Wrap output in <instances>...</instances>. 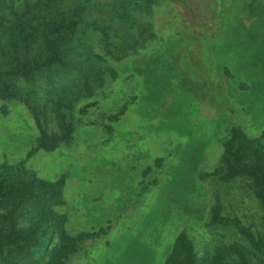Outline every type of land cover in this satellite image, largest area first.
<instances>
[{"label":"rangeland","instance_id":"1","mask_svg":"<svg viewBox=\"0 0 264 264\" xmlns=\"http://www.w3.org/2000/svg\"><path fill=\"white\" fill-rule=\"evenodd\" d=\"M26 1L17 0L20 12ZM148 3L140 16L154 37L135 50L139 40L118 20H108L105 32V19L97 21L90 36V24L82 26V39L109 50L118 70L93 97L70 110L65 91L55 92L61 104L0 96V168L23 164L41 178L63 179L54 209L67 231L102 233L60 264H166L181 233L202 259L240 238L212 222L219 201L223 215L247 225L264 216L245 183L212 175L233 127L251 138L264 131V0ZM72 118L71 140L32 152L42 128L60 134Z\"/></svg>","mask_w":264,"mask_h":264},{"label":"trees","instance_id":"2","mask_svg":"<svg viewBox=\"0 0 264 264\" xmlns=\"http://www.w3.org/2000/svg\"><path fill=\"white\" fill-rule=\"evenodd\" d=\"M148 1L37 0L32 4L27 0L20 12L17 0H0V96L21 99L30 95L37 101L46 97L61 104L62 95L56 98L55 92L65 91L70 94V110L81 98L93 97L118 70L109 50H96L94 38L82 39V26L90 24V36L98 31L97 21L101 24L105 19V32L108 20H118L139 40L131 43L135 50L154 37L140 16L150 8ZM58 110L64 120L63 107ZM64 125L60 134L42 128L32 152L55 150L71 140L74 119ZM212 175L224 184L245 183L264 205V131L251 138L233 127L221 166ZM155 181L147 182L139 196L151 190ZM64 184L63 179L41 178L23 164L0 168V264H60L77 253L86 240L102 234L72 235L67 231L66 217L54 209L63 202ZM223 208L219 201L213 208L212 222L236 230L238 240L222 244L212 255L200 259L192 239L181 233L166 264H199V259L206 260L205 264H264V216L256 225H247L239 216L223 215ZM131 212L129 205L126 213Z\"/></svg>","mask_w":264,"mask_h":264}]
</instances>
